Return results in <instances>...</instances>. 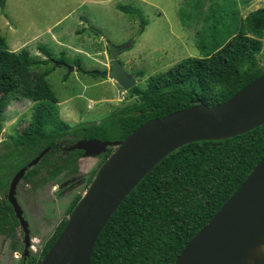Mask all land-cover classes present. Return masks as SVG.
Masks as SVG:
<instances>
[{"label": "trees", "instance_id": "16d2710c", "mask_svg": "<svg viewBox=\"0 0 264 264\" xmlns=\"http://www.w3.org/2000/svg\"><path fill=\"white\" fill-rule=\"evenodd\" d=\"M5 4L6 0H0L1 7ZM117 10L141 18L142 30L145 29L147 21L139 9L118 5ZM216 15L213 11L211 19ZM225 16L217 17L212 32L219 24L226 26L229 17ZM236 22L237 31L227 39L215 40L207 55L187 58L149 78L146 88H133L130 93L138 97V102L99 123L76 126L60 118L58 98L47 82L52 70L45 69L34 75L33 80L28 77L29 72L41 65L65 62V59L54 58L42 46L38 49L47 57L45 60H35L28 50L11 52L0 33V88L10 86L0 96V133L6 110L13 101L34 103L29 125L10 136L0 151V193L11 184V174L15 176L46 149L48 153L22 180L34 191L51 182L70 186L80 180L84 152L68 151L80 140L122 141L150 120L164 118L199 102L214 106L228 101L264 73L258 58L264 52V8L243 20L238 14ZM75 66L98 76L84 70L79 60ZM137 74L144 76L142 72ZM113 152L114 148H109L99 157L98 168L82 177L80 181L86 184L84 193L74 198L69 215ZM263 157L264 125L231 139L196 142L173 152L137 186L111 218L97 241L91 264H175L186 245L241 187ZM67 221L60 224L41 256H31L25 264H40ZM18 225L8 198L0 196V234L13 236Z\"/></svg>", "mask_w": 264, "mask_h": 264}, {"label": "rangeland", "instance_id": "374dc122", "mask_svg": "<svg viewBox=\"0 0 264 264\" xmlns=\"http://www.w3.org/2000/svg\"><path fill=\"white\" fill-rule=\"evenodd\" d=\"M118 5L139 9L147 21L145 29L142 30L141 18L120 12ZM261 8H264V0H6L5 7L0 6V33L11 52L28 50L35 60H45L47 57L38 49L42 46L54 58L65 59L68 66L76 68L70 72L65 66H57V62H62L58 60L33 69L28 76L33 80L34 75L45 69L52 70L47 82L60 101V118L76 126L99 123L138 102V97L128 91L121 94L125 89L119 84L116 88L103 85L101 82L108 77L81 71L75 66L76 60L87 72L108 71L112 66L109 44L129 46L121 52L120 62L124 70L136 78L137 86L146 88L149 78L187 58L203 57L215 40L229 38L237 31L238 14L243 20ZM213 11L217 15L211 19ZM220 16L229 17L226 26L219 24L212 32ZM258 58L264 68V52ZM138 72L144 76H138ZM9 87L0 88V96ZM33 107L34 103L29 100H16L9 105L0 133V151L10 136L29 125ZM100 163V158L84 157L80 161L78 179L91 174ZM12 176H9L10 182ZM80 180L70 186L51 182L38 191L23 181L18 185L17 199L31 231L30 257L39 258L60 224L69 218L74 198L85 190L86 184ZM9 187L10 184L0 193L3 199L8 198ZM24 250L20 225L13 236L0 234V264H25L30 257L24 258Z\"/></svg>", "mask_w": 264, "mask_h": 264}, {"label": "water", "instance_id": "95a60500", "mask_svg": "<svg viewBox=\"0 0 264 264\" xmlns=\"http://www.w3.org/2000/svg\"><path fill=\"white\" fill-rule=\"evenodd\" d=\"M111 69L93 71L131 92L134 76L124 70L120 54L129 46L109 44ZM70 72L75 67L64 61ZM80 69V68H79ZM264 125V73L224 103L197 105L150 120L122 141L80 140L68 151H83L86 158L114 152L99 169L89 189L69 216L62 233L40 264H91L97 241L111 218L137 186L170 154L196 142L227 140ZM49 149L22 168L12 179L8 201L24 233L25 259L30 257L29 222L17 199L26 173L37 166ZM264 242V157L246 181L210 222L186 245L175 264H249L254 249ZM254 264L264 260L253 258Z\"/></svg>", "mask_w": 264, "mask_h": 264}, {"label": "bare ground", "instance_id": "6f19581e", "mask_svg": "<svg viewBox=\"0 0 264 264\" xmlns=\"http://www.w3.org/2000/svg\"><path fill=\"white\" fill-rule=\"evenodd\" d=\"M258 258L261 260H264V242L262 245L258 246L256 249H254L252 253V257L249 259V264H254V259Z\"/></svg>", "mask_w": 264, "mask_h": 264}, {"label": "crops", "instance_id": "0c3cea01", "mask_svg": "<svg viewBox=\"0 0 264 264\" xmlns=\"http://www.w3.org/2000/svg\"><path fill=\"white\" fill-rule=\"evenodd\" d=\"M10 50V49H9ZM15 52V51H14ZM103 85H110L112 88H116L117 87V85H118V83H116L114 80H112V79H110V78H108V80H104V81H102L101 82ZM119 91V90H118ZM121 94H125V93H127L126 92V90H123L122 92H120ZM106 101H108V100H104V102H106ZM58 102H60L59 100H58ZM59 104V103H58ZM59 113H60V111H59Z\"/></svg>", "mask_w": 264, "mask_h": 264}, {"label": "flooded vegetation", "instance_id": "af4514ba", "mask_svg": "<svg viewBox=\"0 0 264 264\" xmlns=\"http://www.w3.org/2000/svg\"><path fill=\"white\" fill-rule=\"evenodd\" d=\"M98 158H99V157H98ZM21 182H22V181H21ZM21 182H20V183H21Z\"/></svg>", "mask_w": 264, "mask_h": 264}]
</instances>
